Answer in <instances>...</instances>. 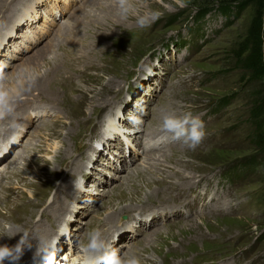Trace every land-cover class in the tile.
<instances>
[{
	"label": "rangeland",
	"instance_id": "1",
	"mask_svg": "<svg viewBox=\"0 0 264 264\" xmlns=\"http://www.w3.org/2000/svg\"><path fill=\"white\" fill-rule=\"evenodd\" d=\"M134 3L137 14L158 18L140 28L135 16L121 20L111 0H0L9 82L20 76L27 87L60 68L72 77L53 82L55 96L23 91L36 99L15 142L3 146L0 203L12 182L14 204L0 218L22 221L35 237L18 264H41L36 245L53 239L54 264L72 263L93 228L141 264H264V0ZM237 5L239 14L221 13ZM170 112L203 121L194 150L155 143ZM237 167L241 176L225 181ZM78 180L85 191L75 190ZM10 226L0 222V244Z\"/></svg>",
	"mask_w": 264,
	"mask_h": 264
},
{
	"label": "clouds",
	"instance_id": "2",
	"mask_svg": "<svg viewBox=\"0 0 264 264\" xmlns=\"http://www.w3.org/2000/svg\"><path fill=\"white\" fill-rule=\"evenodd\" d=\"M111 2L121 20L127 21L130 17L135 16V23L140 28L150 26L159 15L155 12L137 14L134 0H111ZM26 83L30 82H26L20 76L10 83L9 75L4 71V67L0 66V133L7 130L12 131V135L8 137L7 141L0 140V147L6 143L15 142L16 133L21 126L12 117L17 101L21 98L22 92L27 90ZM140 111L143 110L140 109ZM128 119L134 127L141 123L138 116L132 115ZM160 131L164 135L158 137L155 143L182 142L191 150L198 147L206 135L203 121L199 117L193 116L191 112L165 113L160 124ZM73 186L77 192L85 191L82 180L74 181ZM5 227L7 228V226ZM16 236L20 238L15 245L0 244V264H18L24 251L31 250L35 237L24 231L22 234L14 233L7 238L13 239ZM55 245V239L50 242H38L34 259L40 260L41 264H54ZM74 264H141V261L135 255L128 253L121 255L106 242L100 228H93L85 234L84 240L79 242L78 255Z\"/></svg>",
	"mask_w": 264,
	"mask_h": 264
},
{
	"label": "bare ground",
	"instance_id": "3",
	"mask_svg": "<svg viewBox=\"0 0 264 264\" xmlns=\"http://www.w3.org/2000/svg\"><path fill=\"white\" fill-rule=\"evenodd\" d=\"M59 46H61V44H59ZM93 50H95V49H93ZM46 52H50L49 50H47ZM90 53V52H89ZM43 55H46V53L45 54H43ZM74 58V57H73ZM54 61H58V59L55 57L54 59H53ZM58 65V64H57ZM56 65V66H57ZM96 66V65H95ZM51 67V66H50ZM59 67V66H58ZM65 68H67V69H69V67H65ZM71 68V67H70ZM100 68V67H99ZM53 70V69H52ZM51 69L49 70V71H47L46 72V74H44V76H42V77H40V78H38V79H36L32 84H30V85H28L26 88H27V91L26 92H28L30 89H32L34 86L35 87H38L39 89H42V90H45V92H42V91H39L38 93V98H42V95L43 96H49V95H53V96H55V94H52V93H50V92H48L47 90H49L50 88V86H52V84H53V82H64V83H67V84H70L71 82H72V77L70 78V77H66V78H64V71H63V69L62 68H60V70L58 71V73H57V75H60V76H62V78L63 79H60V78H57V75H56V72H57V70H53L52 71ZM55 71V72H54ZM86 71V70H85ZM79 72V71H78ZM81 75V74H80ZM57 78V79H56ZM55 79H56V81H55ZM55 90V89H54ZM25 92V93H26ZM55 92H57V91H55ZM24 95H26V94H22L21 95V97H23ZM59 97V96H58ZM36 98L35 97H23V98H20L18 101H17V103H16V106H15V112L17 111H21L22 113L20 114V112H18L19 114H18V116H19V118H18V120H15L20 126H21V121H23V120H21V118H22V116H24L25 114H26V112H24V108H26L27 109V105L26 104H30V103H32L33 102V100H35ZM77 102V101H76ZM15 112H14V114H13V117H15L14 115H15ZM12 133V131L11 130H7V131H5V132H3V133H0V140H5L6 139V137H8V136H10V134ZM8 150H9V147L8 146H6V147H0V158H2V159H4V157H5V155H6V153L8 152ZM10 151V150H9ZM1 161V160H0ZM32 162L33 161H31V162H28V164L26 165L25 164V168L24 169H27V170H31V166H32ZM4 166V165H3ZM14 173L16 172V168H15V171H13ZM20 172V171H19ZM19 172H16V178H18L19 176H21V175H23L22 173H23V170L19 173ZM23 179V178H22ZM5 186L6 187H8L7 188V193H5V192H3L4 194L2 195L3 196V198H4V201H3V204L2 203H0V210L1 211H4V210H6L7 209V207L6 206H12V204H14V201H12V199H13V192H12V190H9L10 188H13L14 187V184L11 182V183H8V184H5ZM1 187V186H0ZM170 189V188H169ZM166 191V190H165ZM0 194H1V190H0ZM2 201V200H1ZM0 201V202H1ZM30 203V202H29ZM5 204V205H4ZM1 205H3V207H5V209L3 208L2 209V207H1ZM35 206V205H34ZM15 208V207H14ZM17 208H19L18 206H17ZM24 209V208H23ZM25 210V209H24ZM5 213V212H4ZM37 213H38V210H36V214L35 215H33L32 216V218H31V220H33L36 216H37ZM6 216V215H5ZM28 216V215H27ZM38 217L40 218V217H42V216H40V215H38ZM38 217H36V219L33 221V224H34V222L38 219ZM2 219V220H1ZM14 219V218H13ZM12 218H0V222H2V223H7V224H10L11 226H10V228L9 229H11V228H14V227H17V226H15V225H20L19 226V228H18V230L17 229H11V231H8V229H5V231L6 232H8V234H7V237L8 236H10V235H12V234H22L23 232H24V230H21V228H22V221L21 222H17L16 220H13ZM10 221H13L14 223L13 224H11L10 223ZM3 225V224H2ZM24 225V224H23ZM113 226V225H112ZM30 227H32V226H29V228ZM28 228V227H27ZM27 230V229H26ZM25 230V231H26ZM27 231H29V230H27ZM4 232V231H3ZM2 233V232H1ZM106 233H107V231H106ZM4 234H6V233H4ZM111 233L109 232V233H107V235L105 234L104 235V237L106 236L107 238L106 239H110V235ZM6 236H5V238L3 239L4 240V242L2 243V244H7V243H10L11 241H14V239H16V237H18V236H16L15 238H13V239H8ZM16 240H19V239H16ZM76 259V258H75ZM74 259V260H75ZM34 260H37V259H34Z\"/></svg>",
	"mask_w": 264,
	"mask_h": 264
},
{
	"label": "trees",
	"instance_id": "4",
	"mask_svg": "<svg viewBox=\"0 0 264 264\" xmlns=\"http://www.w3.org/2000/svg\"><path fill=\"white\" fill-rule=\"evenodd\" d=\"M234 8V10H235V12H236V15L237 14H239V12L241 11V9L243 8V6H239V5H237V7H223L222 9V11H221V13H223V14H225V15H230V13L231 12H233V9ZM208 12V11H207ZM207 12H201L199 15H197L196 16V22H199L200 23V21L204 18V16H205V14L207 13ZM261 19V16H260V12H258V14H257V17H255V19H254V21H253V24H256L257 25V29H256V31H255V38L256 39H259V36H260V20ZM198 24V23H197ZM198 26L200 27V24H198ZM249 58V57H248ZM245 166H247L248 167V165H245ZM240 168H241V166H239ZM238 167V168H239ZM244 169H245V167H243ZM236 169V168H235ZM230 170H232V171H234L233 169H230Z\"/></svg>",
	"mask_w": 264,
	"mask_h": 264
}]
</instances>
